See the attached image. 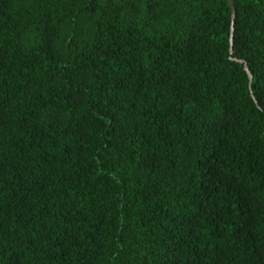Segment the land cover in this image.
I'll use <instances>...</instances> for the list:
<instances>
[{
  "label": "trees",
  "instance_id": "trees-1",
  "mask_svg": "<svg viewBox=\"0 0 264 264\" xmlns=\"http://www.w3.org/2000/svg\"><path fill=\"white\" fill-rule=\"evenodd\" d=\"M230 1L229 42L227 0H0V264H264V0Z\"/></svg>",
  "mask_w": 264,
  "mask_h": 264
},
{
  "label": "water",
  "instance_id": "water-1",
  "mask_svg": "<svg viewBox=\"0 0 264 264\" xmlns=\"http://www.w3.org/2000/svg\"><path fill=\"white\" fill-rule=\"evenodd\" d=\"M227 3L229 5V7H230V27H229V42H230L231 36H232V31H233V15L234 14H233V8H232V5H231V1L227 0ZM229 55H230V57H229L230 60L240 63V61L231 58V49H230V47H229ZM243 70H244V72L247 75L248 81H250V74L248 73V71H247L245 66H243Z\"/></svg>",
  "mask_w": 264,
  "mask_h": 264
}]
</instances>
